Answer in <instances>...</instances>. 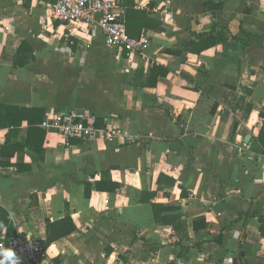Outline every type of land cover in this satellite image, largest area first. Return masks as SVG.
<instances>
[{
  "label": "crops",
  "instance_id": "crops-1",
  "mask_svg": "<svg viewBox=\"0 0 264 264\" xmlns=\"http://www.w3.org/2000/svg\"><path fill=\"white\" fill-rule=\"evenodd\" d=\"M54 2L0 0V103L43 118L82 111L136 138L66 143L40 123L35 152L26 121L15 134L0 128L11 223L0 235L44 243L46 220L69 213L75 230L48 243L43 264H264V0H117L156 19L140 31L150 61L106 46L95 25L49 18ZM208 38L218 41L191 50ZM22 42L31 59L20 64ZM153 63L169 72L148 86ZM105 171L118 188L84 197Z\"/></svg>",
  "mask_w": 264,
  "mask_h": 264
},
{
  "label": "built area",
  "instance_id": "built-area-1",
  "mask_svg": "<svg viewBox=\"0 0 264 264\" xmlns=\"http://www.w3.org/2000/svg\"><path fill=\"white\" fill-rule=\"evenodd\" d=\"M164 7L166 9H163V19L171 21L173 15L166 6ZM47 16L67 25L83 24L90 28L95 25L101 31L106 46L125 51L126 55H139L144 60L150 61L149 38L144 34L138 37L128 35L125 10L117 5V0H55L53 5L47 6ZM41 127L46 132H57L66 143L71 138L87 142L99 138L107 143L133 142L136 138L121 126L108 123L98 126L94 115H82L74 111L47 113L41 122ZM5 251L12 252V257H6ZM47 256V247L28 233L15 237L0 235L2 264H41ZM222 264L227 262L224 261Z\"/></svg>",
  "mask_w": 264,
  "mask_h": 264
},
{
  "label": "trees",
  "instance_id": "trees-1",
  "mask_svg": "<svg viewBox=\"0 0 264 264\" xmlns=\"http://www.w3.org/2000/svg\"><path fill=\"white\" fill-rule=\"evenodd\" d=\"M208 7L216 8L219 7L217 4H208ZM125 21H126V31L128 35L132 37H138L140 35V31L142 27L146 28H158L156 27L155 22L156 19L152 17L146 16L143 12H137L133 10L126 9L125 10ZM218 38H208L203 41L198 47L191 49L194 52H200L202 49L209 48L213 46L218 40ZM126 52L124 51V54ZM17 54L20 55V64L28 62L24 60V57L28 55L29 59H31L30 48L26 42H22L18 47ZM143 68L140 66L136 71V82L139 83L137 79L140 75H142ZM169 72V69L153 63L149 68V76H148V86H154L159 78L165 77ZM138 80V81H137ZM142 85V83H140ZM44 111L41 109H33V108H21L16 106H10L0 103V128H8L10 134H15L21 124L22 121H26L28 126V134L27 140L25 142V146L29 151L38 152L39 146H41L45 131L37 127V124H40L43 120ZM264 118V113L261 115ZM8 133V135H9ZM9 136L6 135V140L1 147V153L5 147L8 146ZM71 142V139H70ZM17 147V148H16ZM12 147V153L15 152L18 148H24L22 146ZM0 164H7L5 162H1ZM84 197L88 198L90 195V191L92 189L100 191V192H114L118 188V183L111 180L109 171L102 172L100 178L93 182V185L90 182L83 183ZM183 194V193H182ZM67 207V206H66ZM0 224L7 227V231L9 232L11 229V223L8 219V215L5 211L0 208ZM201 222L193 221L192 227L193 229L199 228ZM46 240L43 243L45 246L48 243H52L62 237L70 235L75 230V225L69 215V213L65 214L62 219L56 220L54 222H50L46 220ZM7 237H12L11 233L6 234Z\"/></svg>",
  "mask_w": 264,
  "mask_h": 264
},
{
  "label": "clouds",
  "instance_id": "clouds-1",
  "mask_svg": "<svg viewBox=\"0 0 264 264\" xmlns=\"http://www.w3.org/2000/svg\"><path fill=\"white\" fill-rule=\"evenodd\" d=\"M4 255H5L6 257H12L13 253L10 252V251H5V252H4ZM0 264H2V262H0Z\"/></svg>",
  "mask_w": 264,
  "mask_h": 264
},
{
  "label": "water",
  "instance_id": "water-1",
  "mask_svg": "<svg viewBox=\"0 0 264 264\" xmlns=\"http://www.w3.org/2000/svg\"><path fill=\"white\" fill-rule=\"evenodd\" d=\"M76 113H80V114H81V113H82V111H79V112L77 111ZM248 138H249V136H247V137L244 139V142H245V143H247V141H248ZM43 263H44V261H42V262H41V264H43Z\"/></svg>",
  "mask_w": 264,
  "mask_h": 264
}]
</instances>
